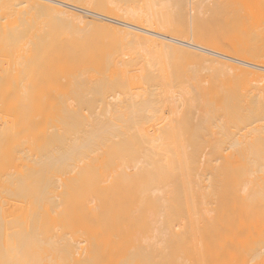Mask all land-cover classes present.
I'll use <instances>...</instances> for the list:
<instances>
[{
    "label": "bare ground",
    "instance_id": "bare-ground-1",
    "mask_svg": "<svg viewBox=\"0 0 264 264\" xmlns=\"http://www.w3.org/2000/svg\"><path fill=\"white\" fill-rule=\"evenodd\" d=\"M22 1L28 59L57 52L71 87L58 83V92L53 85L64 100L43 101L47 89L35 82L44 67H36L46 60L35 70L29 59L36 75L28 67V76L36 79L26 82L37 89L26 86L21 108L5 103L0 114L53 132L67 126L70 151L86 167L82 261L264 264V0ZM38 18L76 27L69 57L63 43L51 48L62 29L58 34L52 21ZM171 54L196 58L215 74L189 67L192 74L181 75ZM34 90L41 93L35 97ZM16 119L0 117L3 125ZM10 158L0 160V169L10 168ZM46 205L38 197L27 209L38 215ZM1 215L13 228L0 232L13 264H67L63 244L44 247L41 225L23 232L14 215Z\"/></svg>",
    "mask_w": 264,
    "mask_h": 264
},
{
    "label": "rangeland",
    "instance_id": "rangeland-1",
    "mask_svg": "<svg viewBox=\"0 0 264 264\" xmlns=\"http://www.w3.org/2000/svg\"><path fill=\"white\" fill-rule=\"evenodd\" d=\"M25 6L26 5L22 0H0V107L5 103L18 101V103H20L19 107L21 108V105L24 103L25 90H27L26 86H29L30 88L31 85V88H34L33 85L35 81H33V83L30 81L31 84L29 85L26 80L29 81L30 77L36 79V77L33 78V75H36V68L42 69L44 67L40 72L37 69L38 73H40L39 76L41 73L42 75L39 78L40 80L37 79V83L35 82V85H41L40 87H42V90H45L44 88L46 87L49 91V93L47 90H45V93H43L44 91H41L42 96L44 94L43 101H46V99L48 100V98L52 99V97L55 96L52 100L57 102L56 98L57 96H60L58 94L60 89L65 91L67 90V88H65L66 86L68 88L71 87L68 85L71 83L69 81L71 76L69 77L67 74L70 69L66 67V73L65 69V71L62 70L63 67L61 69L58 66V62L62 58H57L55 60L57 54L55 51L59 48L56 46H60L63 43L62 49L65 51L64 54L66 53L65 55L67 57L70 56L69 54L71 52L72 44L69 42H71L72 31L75 26H73V24L65 25L66 23L62 22V24L59 21V23L57 22L56 24V20L50 19V21H52L51 25L53 24V26H48L49 28H59L58 32L57 29L51 28L52 30H56L58 34L62 29L59 35L60 37L58 36L62 41L55 38L54 40L51 39L53 40L52 44L50 43L51 48L52 50H55H51V52L55 53L53 54L55 57L50 55V59L48 56H45L44 61L46 60V65L43 63V59H40V61L37 62L35 61L36 63L33 62L35 63L33 64L32 60L34 61L35 57H32L34 59H31L30 56L31 67L34 68V70L30 67V64L28 65L29 59L27 57L25 39V29H27L28 24L27 21L25 22V20H27V7L25 8ZM38 15H40V13ZM45 19L46 22H44ZM40 21L42 23L44 22L46 25L50 22L49 18H40L39 22ZM44 24L42 25L44 26ZM54 24L56 26H54ZM60 24L63 25V27L60 26ZM43 26L42 30L44 33L42 32L43 34L41 35L44 36L46 33L47 36L45 35V37H49L48 34L51 31L48 27L44 26L49 31L47 34L48 31L45 32ZM65 26L67 30L64 31ZM67 33H69V37ZM95 33L97 34V32ZM102 33L101 35H103ZM50 35L52 34L50 33ZM87 35L89 34H86L85 36L87 37ZM90 35L92 37V33ZM98 35L100 36L99 33L96 36ZM65 36L67 37L65 38ZM59 42L60 44H58ZM65 43L69 45L65 46ZM47 51L45 49L46 53ZM169 56L173 62L176 61L175 63L177 64H175L173 68H176V72L180 71L181 73H179L181 75L183 73L185 75H187V73L192 74L190 71H193L194 68H197L194 70L199 71L200 76L206 77L215 74V71L209 68L202 70V66L204 68L206 65H202L198 61L196 62V58L193 59L184 54H171ZM46 57H48L50 61L49 59L47 60ZM38 59L39 58H36V60ZM54 62H56V64ZM37 63L38 66H41L39 63H43L44 65H42L41 68H35L33 65L37 66ZM199 63L202 65L201 67ZM50 66L52 67V72H50ZM54 67L55 71L53 70ZM28 69L32 71V73L35 72L34 74L31 73L32 76L30 77L28 76ZM58 73L63 74V76L57 75ZM54 75L55 78H53ZM42 76L43 78H41ZM64 77L66 79H64ZM49 78L52 79L51 82ZM54 79L56 80L54 81ZM41 81L43 84H41ZM46 83L47 85L50 83L52 87L50 85L45 86ZM53 85L56 86L55 89L58 90V92L53 89ZM57 85H60L61 88L59 89ZM49 86L50 89H48ZM34 89L36 90L37 88ZM41 92L40 90H37V92L35 91L34 96ZM68 92H63L65 95H61V97L66 96ZM37 98L40 99L41 94L40 97L38 95ZM66 98L67 96L65 97V100ZM60 99H58V101H60ZM62 100H64V98ZM55 101L51 102L55 103ZM0 117L18 118L14 121H9L7 125H3L0 121V151L5 152L6 150H11L13 152V154L1 153L0 160L7 161L12 157L14 161L13 163H10V168L0 169V232L8 235L10 234L9 232L13 230L12 226L3 220L1 215L10 213L21 221L20 230L23 232L31 229L38 231L40 228L39 225H41L42 235L44 236L46 243L44 244L45 248L53 250V248L59 247L60 244H63L70 255L67 264H86L79 257V249L81 246L80 240H82L83 237L86 238L88 232V185L85 173L86 167L84 162H82L83 156L75 151L74 153L70 151L72 144L69 140L71 137L67 133V126L60 127L58 132H53L54 130L47 129L45 126L37 127L29 125L28 122L23 120V116L21 115L14 116L10 113H2L0 114ZM60 122L66 124L70 123V121ZM64 131L66 133H64ZM38 188L42 190V193H38ZM38 197H44L46 199L47 208L45 212L43 210L42 214L39 212L42 211V209L38 210L37 215L31 213L27 208L31 206L32 200L36 201ZM32 224L35 228H32ZM8 238H10V235ZM83 244L84 242L82 243V246ZM7 251V247L0 246V264H13L14 259L5 256ZM47 254H49L48 251ZM43 263L49 264L46 260Z\"/></svg>",
    "mask_w": 264,
    "mask_h": 264
}]
</instances>
